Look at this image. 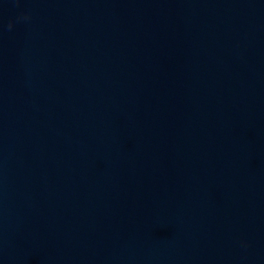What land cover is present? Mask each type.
I'll return each mask as SVG.
<instances>
[{"label":"water","instance_id":"obj_1","mask_svg":"<svg viewBox=\"0 0 264 264\" xmlns=\"http://www.w3.org/2000/svg\"><path fill=\"white\" fill-rule=\"evenodd\" d=\"M0 264H264V0H0Z\"/></svg>","mask_w":264,"mask_h":264},{"label":"clouds","instance_id":"obj_2","mask_svg":"<svg viewBox=\"0 0 264 264\" xmlns=\"http://www.w3.org/2000/svg\"><path fill=\"white\" fill-rule=\"evenodd\" d=\"M9 27H11V23L9 24Z\"/></svg>","mask_w":264,"mask_h":264}]
</instances>
